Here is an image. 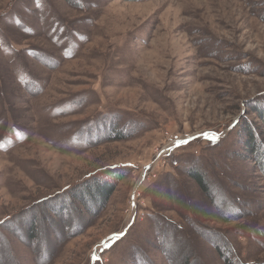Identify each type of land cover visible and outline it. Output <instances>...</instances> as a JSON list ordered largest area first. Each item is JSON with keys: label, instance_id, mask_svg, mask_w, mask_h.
I'll return each mask as SVG.
<instances>
[{"label": "rangeland", "instance_id": "374dc122", "mask_svg": "<svg viewBox=\"0 0 264 264\" xmlns=\"http://www.w3.org/2000/svg\"><path fill=\"white\" fill-rule=\"evenodd\" d=\"M0 264H264V0H0Z\"/></svg>", "mask_w": 264, "mask_h": 264}, {"label": "trees", "instance_id": "16d2710c", "mask_svg": "<svg viewBox=\"0 0 264 264\" xmlns=\"http://www.w3.org/2000/svg\"><path fill=\"white\" fill-rule=\"evenodd\" d=\"M251 128V127H250ZM249 129V128H248ZM117 172V171H116ZM114 172V173H116ZM193 174V177L194 179L196 180V183L199 184V186L204 189H208V187H205V181H204V176L203 174H201L199 171L195 172V173H192ZM116 176V175H115ZM106 176H104L105 178ZM115 177H111V178H106L105 182H102L101 180H98L96 182V185H92L91 182H89V185L91 187H94V189H96V193L95 195L97 196V201H98V204H100V207H102L104 205V202L105 200L108 198V196L111 194L112 190H113V186H114V179ZM207 186V185H206ZM79 192V191H78ZM83 191H80L79 193L81 194ZM80 197V196H79ZM79 198H77L78 200ZM96 202V201H95ZM87 203H92V202H87ZM97 205V204H96ZM90 207L89 210H92V208H94L93 206L91 207L90 205L88 206ZM63 209V211L65 212L63 206L60 208V210ZM63 211H61L62 213H64ZM66 213V212H65ZM33 223V222H32ZM31 223V224H32ZM36 228H34L33 226L30 228L29 230V235L32 237V239H35L37 237L36 235Z\"/></svg>", "mask_w": 264, "mask_h": 264}]
</instances>
